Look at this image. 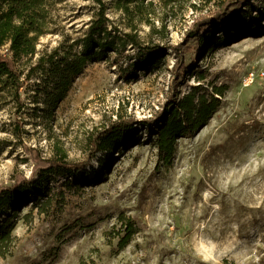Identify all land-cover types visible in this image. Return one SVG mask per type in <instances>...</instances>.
<instances>
[{"label": "rangeland", "instance_id": "obj_1", "mask_svg": "<svg viewBox=\"0 0 264 264\" xmlns=\"http://www.w3.org/2000/svg\"><path fill=\"white\" fill-rule=\"evenodd\" d=\"M151 1L150 20L164 30L136 24L142 44L154 47L151 63L139 65L129 46L119 64L89 62L48 123L33 118L32 81L20 113L12 104L0 110V188L30 178L39 160L56 153L85 161L90 137L114 121L135 128L118 152L91 159L85 174L50 176L39 197L50 198L48 212L38 211L41 202L21 204L15 246L0 264H264V0ZM102 2L112 24L123 26L114 0ZM225 2L233 3L223 18L236 15L238 28L224 34L230 39L193 37L195 24L221 14ZM96 10L94 0L55 2L37 50L81 36ZM197 84L220 88V105L176 140L164 164L148 134L155 127L145 122ZM126 219L135 232L118 249Z\"/></svg>", "mask_w": 264, "mask_h": 264}, {"label": "trees", "instance_id": "obj_2", "mask_svg": "<svg viewBox=\"0 0 264 264\" xmlns=\"http://www.w3.org/2000/svg\"><path fill=\"white\" fill-rule=\"evenodd\" d=\"M61 1L63 0H0V110L12 104L15 112L20 113L25 106L23 95L26 82L32 81L31 92L27 94L29 102L33 104V118L38 123L51 122L74 78L82 73L89 62L112 59L115 64H119L127 46L133 49L132 56L136 57L141 66L151 63L155 58L151 52L154 47L142 44L136 31V24L140 22L150 24L151 32L163 31L165 28L162 25V29L155 28L150 20L149 15L154 13L151 0H114L116 8L123 13V26L112 24L105 14L104 2L94 0L97 10L81 36L60 40L49 50L38 51L37 43L40 37L51 31V6ZM161 1L166 6L179 0ZM232 3H226L227 6L223 7L221 14L196 23L194 28L199 30L194 31L192 36L200 37L201 33H204L214 37L216 33H220L221 36L218 34L216 41L226 43L230 39L224 38L227 30L232 32L238 29L235 25L236 15L223 18L228 5ZM158 47L160 46L156 48ZM120 68L124 78L132 76L129 68ZM215 93L221 95L222 91L212 87L209 92L200 84L191 86L183 94L169 98L154 121L145 122L146 127L151 124L155 127L149 129L148 134L160 161L169 164L175 153L176 140L193 135L207 123L220 105L219 99L214 96ZM134 129L129 122L114 121L90 137V152L85 161L70 162L64 154L56 153L50 158L39 160L30 178L18 179L8 186L1 187L0 256L9 255L15 246L16 237L13 230L21 218V204L31 201V205L35 207L37 202H41L38 211L48 212L45 209L50 198L46 196L44 200H40L39 197L41 192L50 190L46 191L50 176L69 177L77 171L85 174V166L91 159H95L99 153L118 152L126 141L132 138ZM134 232L131 220H124V234L118 238V249L127 245Z\"/></svg>", "mask_w": 264, "mask_h": 264}, {"label": "built area", "instance_id": "obj_3", "mask_svg": "<svg viewBox=\"0 0 264 264\" xmlns=\"http://www.w3.org/2000/svg\"><path fill=\"white\" fill-rule=\"evenodd\" d=\"M247 80H248V83H249L250 81L253 80V73H251V74L248 76Z\"/></svg>", "mask_w": 264, "mask_h": 264}]
</instances>
